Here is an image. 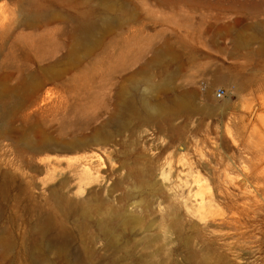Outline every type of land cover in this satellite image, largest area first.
<instances>
[{
  "label": "rangeland",
  "instance_id": "rangeland-1",
  "mask_svg": "<svg viewBox=\"0 0 264 264\" xmlns=\"http://www.w3.org/2000/svg\"><path fill=\"white\" fill-rule=\"evenodd\" d=\"M236 16L230 11L216 16L189 0H0V235L10 233L13 240L10 249L0 246V264H85L76 248L78 235L23 245L22 234L36 221L32 197L47 202L58 187L49 176L51 162L67 165L89 151L104 159L102 171L122 163L153 169L147 182L124 174L115 194L132 192L129 203L141 205L150 197L148 187L159 181L160 166L193 191L197 174L204 194L230 192L227 199L239 210V234L226 238L223 233L233 229L214 225L229 220L233 210L226 199H217L210 210L181 211L183 232L167 236L171 264H190L182 244L186 237L195 250L205 247L195 233L214 239L217 247L230 243L231 249L218 251L233 264H264V59L251 65L249 55L234 54V34L228 36L222 25ZM84 19L95 25L81 39L78 24ZM223 46L228 48L222 51ZM219 87L221 97L215 95ZM180 95L187 105L176 107L173 99ZM127 97L135 109L120 122L111 120ZM155 105L170 112L150 115ZM95 129L107 133L97 144L88 139ZM47 137L56 150L44 147ZM27 141L33 149L25 148ZM62 142L82 147L64 151ZM135 213L142 214L140 208Z\"/></svg>",
  "mask_w": 264,
  "mask_h": 264
},
{
  "label": "bare ground",
  "instance_id": "bare-ground-1",
  "mask_svg": "<svg viewBox=\"0 0 264 264\" xmlns=\"http://www.w3.org/2000/svg\"><path fill=\"white\" fill-rule=\"evenodd\" d=\"M189 3L203 5L210 10L213 9L215 10L216 16L226 11L237 13L238 16L222 25L228 36L234 34L232 39L235 53H233L249 55L248 59L251 65H255L264 59V0H189ZM94 25L95 22L90 19L81 20L78 24L79 38L84 39ZM254 42H257V46L251 47ZM223 47L221 48L222 51L228 48L226 46ZM228 50L227 52L232 55L230 49ZM164 53V51H158L156 54ZM34 83L35 82H33V84ZM173 100L176 107L187 105L184 96H175ZM134 105L131 98L127 97L122 99L119 109L117 112L113 113L111 120L120 122L121 117L131 113L135 109ZM163 111L165 115L170 112L169 108L163 110L162 106L155 105L152 106L149 114L158 116L161 115ZM184 111L186 112V110ZM95 130L96 131H94V133L92 132L93 134L88 137L89 141L93 144L99 143V139L107 134L105 131ZM184 131L186 133L188 130L186 131L184 129ZM180 137L182 136L180 135ZM208 138L210 139L211 136ZM224 138H221L222 141H225ZM238 140L237 138V141ZM43 142L45 143L44 147L46 149L50 151L56 150L57 143L54 139L47 137ZM25 145V148L33 149L29 141H27ZM77 146L82 147V144L77 145L65 142L60 144L61 150L64 151L72 150ZM226 151L228 152V150ZM219 153L221 154V152ZM105 158L108 161L110 159V153H108ZM51 163L52 166L49 168L51 171L49 176L57 178L58 187L51 189L47 202H42L43 200L41 201L37 196L32 197L31 200L34 206L33 210L35 211L36 221L30 230L23 232L22 243L23 245H28L29 242L42 238L50 239L55 242H66L73 236L78 235L76 248L82 253V260L85 264H171V256L165 255L169 248L167 236H170L171 233L180 236L183 232L184 224L181 220V211H183L184 214L193 213V207L195 208L194 211L197 210L202 212L205 209L210 210L219 198L226 199L228 207L232 210L236 205L234 199H227L230 192L227 191L226 188L219 191L208 190V193L204 194V192H206L202 190V185L204 183L201 184L202 179L200 175L196 174L192 179L196 188L195 191H193L190 183L181 184L178 183V180L176 183L175 180L171 179V176L168 178L167 176L170 173V169L166 166L159 167V181L153 182L148 187V190L153 191V193L143 204L139 205L135 200L129 203V200L133 197L132 192L127 194V191H125L118 195L115 193L122 187V177L124 174L127 178L140 179L143 182H147L148 179L154 178L155 173H153V169L151 171L150 167H148V171H145V169L142 171L140 168H133L129 163H122L117 169L115 167H110L108 171H102L104 159L92 151H89V153L83 155L75 162L67 165H62L58 159H55ZM124 166L126 169L125 172L122 170ZM184 168H186V166ZM247 176H245V178ZM261 188L264 194V186ZM256 190H259L258 187ZM122 191L123 190H121V192ZM82 194L83 197L81 198H73V196ZM255 203L257 202L255 201ZM137 208H140L142 214L135 213ZM238 211L239 210H233L232 213L230 212L229 220L222 218L221 221L214 223L217 227L226 225L233 229L223 233V236L226 238L239 234L237 232L239 228L237 224L239 218ZM71 215H76L73 223L68 222ZM146 217L148 219H146ZM159 217L167 220L164 222L163 220L158 221ZM213 217L214 215L211 219H213ZM199 227L204 230L207 225H199ZM151 228H153V230L155 229L156 232L150 231L149 229ZM134 229L142 233L140 238L129 237L128 232ZM193 237L198 238L205 247L201 251H197L193 248V241L190 238L186 237V239L182 241L183 246H185L187 250L186 258L190 264H233L227 259L225 253L218 251V248L223 250L224 248L231 249L230 243L222 242L217 247L215 245V240L210 237L205 238L199 233H195ZM12 243L13 240L10 233L0 235V246L3 250L10 249ZM161 253L165 255L162 256V258L160 257Z\"/></svg>",
  "mask_w": 264,
  "mask_h": 264
},
{
  "label": "built area",
  "instance_id": "built-area-1",
  "mask_svg": "<svg viewBox=\"0 0 264 264\" xmlns=\"http://www.w3.org/2000/svg\"><path fill=\"white\" fill-rule=\"evenodd\" d=\"M223 93H224V91H223V89L221 87L215 89V95L217 97H221L223 95Z\"/></svg>",
  "mask_w": 264,
  "mask_h": 264
}]
</instances>
